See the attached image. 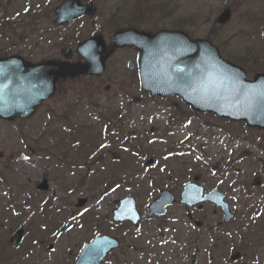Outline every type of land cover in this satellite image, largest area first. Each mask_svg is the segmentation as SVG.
Returning <instances> with one entry per match:
<instances>
[{"label":"rangeland","instance_id":"1","mask_svg":"<svg viewBox=\"0 0 264 264\" xmlns=\"http://www.w3.org/2000/svg\"><path fill=\"white\" fill-rule=\"evenodd\" d=\"M60 1L0 0V56L62 60L67 47L75 62L76 45L94 35L108 44L127 27L180 29L210 40L248 80L264 72V0H91L92 19L57 29ZM226 8L229 22L213 26ZM134 59L133 49L108 53L101 76L61 81L32 118L0 120V264H73L102 234L119 247L101 264H264V131L194 113L177 98H149L126 67ZM42 179L45 193L35 190ZM190 182L223 192L234 219L177 202L146 217L158 191L178 198ZM127 197L145 216L136 228L111 221ZM19 228L22 241L11 247Z\"/></svg>","mask_w":264,"mask_h":264},{"label":"water","instance_id":"2","mask_svg":"<svg viewBox=\"0 0 264 264\" xmlns=\"http://www.w3.org/2000/svg\"><path fill=\"white\" fill-rule=\"evenodd\" d=\"M92 5L80 6V0H66L55 9V24L61 25L90 13ZM231 13L225 9L217 18L219 25L229 22ZM133 46L137 52L136 66L141 91L151 97L179 98L198 113H210L219 119L243 122L247 128L264 130V73L246 80V72L221 58L209 40L190 39L179 31H159L150 34L135 29L119 30L112 38L113 48ZM105 43L100 36L90 38L77 47L84 64L66 65L52 61L25 63L17 56L0 59V118L11 121L34 115L44 100L54 93L58 78H74L80 74L99 76L104 71ZM65 58L68 49L61 50ZM134 63L128 68L134 69ZM258 185V182H255ZM41 191L48 189L43 180L36 184ZM203 189L195 184L183 187L179 204L200 209L203 203L219 207L228 222L233 216L224 203V195L211 191L202 196ZM175 198L168 191H160L148 207V216H162ZM112 211L113 222L130 221L137 226L139 213L133 198L119 200ZM79 200L77 207H82ZM23 235L16 231L9 243L16 245ZM118 247V241L100 236L86 245L74 264H100ZM51 247L49 246L48 249Z\"/></svg>","mask_w":264,"mask_h":264},{"label":"flooded vegetation","instance_id":"3","mask_svg":"<svg viewBox=\"0 0 264 264\" xmlns=\"http://www.w3.org/2000/svg\"><path fill=\"white\" fill-rule=\"evenodd\" d=\"M88 2H91L92 4H93V6H94V8L96 7L95 6V3L94 2H92L91 0H82L81 1V4L83 5V4H86V3H88ZM53 17H54V12H53ZM91 17V16H90ZM89 16H86V17H84V18H90ZM84 18H82V19H84ZM82 19H80V20H82ZM91 20V19H90ZM53 22H54V18H53ZM72 56H73V53H71V55H70V59H69V63H78L80 60H78V61H75V62H72L71 61V59H72ZM25 60L26 61H28L26 58H25ZM53 61H55V62H60V61H64L63 59L62 60H55V59H52ZM59 81V80H58ZM57 85V84H56Z\"/></svg>","mask_w":264,"mask_h":264},{"label":"trees","instance_id":"4","mask_svg":"<svg viewBox=\"0 0 264 264\" xmlns=\"http://www.w3.org/2000/svg\"><path fill=\"white\" fill-rule=\"evenodd\" d=\"M192 18H193V20H195V19H197V16H193ZM215 24H216V23H213V26H215ZM226 58H227V59H230V60H233V59L230 58V56H227Z\"/></svg>","mask_w":264,"mask_h":264}]
</instances>
